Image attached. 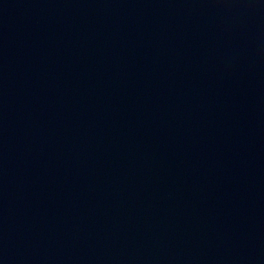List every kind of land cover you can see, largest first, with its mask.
Here are the masks:
<instances>
[{
	"label": "water",
	"instance_id": "obj_1",
	"mask_svg": "<svg viewBox=\"0 0 264 264\" xmlns=\"http://www.w3.org/2000/svg\"><path fill=\"white\" fill-rule=\"evenodd\" d=\"M0 264H264V0H0Z\"/></svg>",
	"mask_w": 264,
	"mask_h": 264
}]
</instances>
